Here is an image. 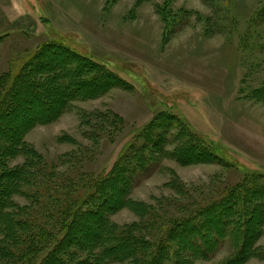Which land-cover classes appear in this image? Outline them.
I'll use <instances>...</instances> for the list:
<instances>
[{
    "label": "rangeland",
    "instance_id": "obj_1",
    "mask_svg": "<svg viewBox=\"0 0 264 264\" xmlns=\"http://www.w3.org/2000/svg\"><path fill=\"white\" fill-rule=\"evenodd\" d=\"M263 5L264 0H0V36L7 35L0 40V78L43 43L60 39L108 64L132 85L73 101L58 115L55 106L50 112L57 116L24 131L22 142L55 168L54 181L70 177L68 193L82 197L87 181L107 174L154 116L172 111L211 141L231 166L163 158L146 171L130 198L170 217L179 214L173 205L198 207L221 199L246 184L247 172L264 173V101L256 94L264 87V23L256 20ZM50 112L43 107L38 113L51 117ZM105 117L110 120L104 122ZM111 117L121 119L119 129ZM16 123L10 122L9 130ZM25 160L14 157L8 165L22 166ZM41 196L38 204L21 196L13 200L29 207L31 222L40 214L39 220L49 223L44 216L51 210L42 209L48 202L43 191ZM66 202L49 208L58 214ZM132 210L122 208L112 220L121 226L152 223L151 216ZM74 233L80 241L86 235L83 227ZM258 239L263 248L264 235ZM191 246L188 242L186 250ZM230 253L223 246L212 259L192 264H218ZM249 264L264 261L254 258Z\"/></svg>",
    "mask_w": 264,
    "mask_h": 264
},
{
    "label": "trees",
    "instance_id": "obj_2",
    "mask_svg": "<svg viewBox=\"0 0 264 264\" xmlns=\"http://www.w3.org/2000/svg\"><path fill=\"white\" fill-rule=\"evenodd\" d=\"M256 20L264 23V5ZM5 37L0 36V40ZM114 87L132 89L108 64L60 39L43 43L21 66L12 67L0 78V264H192L212 259L223 246L231 253L218 264H249L254 258L264 261V247L257 246L258 238L264 235L262 172H247L246 184L227 190L219 200L198 207L173 205L179 213L174 217L162 216L130 198L137 184L148 176L146 171L150 173L163 158L181 164L231 166L211 141L172 111L154 116L139 132L138 141L122 150L107 174L91 182L82 179L87 181L82 197L68 193L73 185L70 177L54 181L58 176L55 168L22 142V135L39 121L48 122L73 101L99 98ZM256 94L264 101V87ZM55 106L57 115L50 112ZM43 107L51 117L38 113ZM19 116L24 122L17 120ZM108 117L103 121L108 122ZM10 122L20 123L10 131ZM121 122L117 117L111 120L116 130ZM18 156L26 158L25 164L11 168L8 162ZM42 191L48 202L42 209L51 210L43 215L49 223L40 221V214L31 222V213H26L29 207L17 205L13 198L26 197L38 204ZM64 199L68 205L53 222L58 214L54 206L49 207ZM126 207L143 217L151 216L152 223L118 225L112 216ZM81 227L86 235L80 241L74 232ZM188 242L191 251L186 250Z\"/></svg>",
    "mask_w": 264,
    "mask_h": 264
}]
</instances>
